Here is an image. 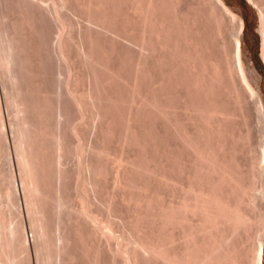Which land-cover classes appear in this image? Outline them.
Instances as JSON below:
<instances>
[{"label":"rangeland","instance_id":"1","mask_svg":"<svg viewBox=\"0 0 264 264\" xmlns=\"http://www.w3.org/2000/svg\"><path fill=\"white\" fill-rule=\"evenodd\" d=\"M136 1L138 2L136 3ZM148 1L149 0H0V30H1L0 36L2 35L1 36L3 37L2 39H5L6 41L9 39L14 45L13 46L14 49L12 51V56H11L12 62L10 61L5 66H1L0 64V117H1L0 122L2 121V124L0 123L2 126L0 127V141H1L0 147L2 151L5 152L4 154L2 152V155H0V164H1L0 165L1 166L0 167L1 169L0 211L2 210L1 211L2 215H5V217L7 218H8L7 215H9V219L12 220L11 222H14L12 223V225H15L16 227L21 226L19 227V231H18L19 233L16 234L17 238H15V241L18 238L19 239L16 242H14L16 244V247H14L15 244L13 243L14 246H12L11 248V249L16 248L17 250L15 249L13 251L11 249L9 250L13 254H15V252L17 251L18 253L17 257H19L18 260H20L18 261L19 264H28V263L29 264H39V263L40 264L41 263L42 264H51V263L52 264H162L161 260L157 259L156 257L155 259L154 256L151 254L149 255L148 252L145 253V250L143 252L141 251L143 249L139 248V246L141 247V245L139 244L140 243L139 241L141 240L140 238H146V240L147 239L151 240V241L148 240V242H152L156 238L152 243L155 242L156 244L157 242L156 240H158L157 242L158 245H160V243L162 242L160 239L164 238L165 241L167 240L169 241V244H167L168 241L166 242V244L169 245L167 246V248L168 247L173 248L172 250H174V253L175 252L179 253L182 250L181 247H183L182 246L183 237L180 235L181 236L180 238L179 234H181L182 229L184 230L185 228H188L185 227V225L189 221L182 220L183 223L186 222V224L184 223L185 225H183L182 222H176V220L180 221V216H179L180 214L177 212L176 214H174L175 211H173L174 213L171 212L170 214L168 209L176 208V206H178V203L180 204V202L182 201L181 196L185 195L184 191L187 187V185L185 184H189L188 181L190 183L191 181L198 182L197 178L201 176L200 178H198L199 181L201 180L199 183L197 184L194 182L191 183L192 185L196 184L195 187L197 186L199 187L200 183H202V179H203L202 176L206 175L207 173L206 174L204 173L205 170L197 172L199 170V166L198 164H195L197 161L193 160L194 159L193 158L194 155H192L193 151L191 148L189 149V147L185 146L186 144L183 143L184 140H182L183 137L179 136V134L182 136V133L185 134L187 133L188 135H190V133L194 132L197 126L195 125L193 126L192 124H194L195 121L190 120L185 116L184 113L186 110L182 109L185 106L181 107L184 102L186 103L190 99V97H188L189 99L186 100L188 95H185L188 94L187 92L190 91L184 88L187 87L188 84L184 86L183 85L184 83L182 84L183 80L179 82L180 80L179 79L177 81V83L179 82L182 84V86L180 85L181 87L177 85V83L175 82L176 79H178L179 77L176 73H174L175 68H173L174 65H172L174 62L172 63V61H176L178 59L180 60L181 56L185 53V49H186L185 54H187V50L188 51L191 50L189 54H191L194 49L196 50L195 48L196 46L193 45V40H194L193 38L197 39L199 35L201 37L203 36L202 37L203 39L200 36L198 38L199 40L200 39L203 40V41H199V43L201 42V45L198 43L199 46L200 47L202 46L201 48H203L205 45L206 46L204 47L205 49L203 48V51H201L202 49H200V47L197 45L198 51L200 50L197 53L199 55H194V53H192L191 54L192 58L193 56L194 57L198 56V58L201 57L199 58L200 59L199 62L202 61L201 59H203V63L207 66H209L208 64L214 66L215 62L217 61V63L219 64L218 66L217 65L215 66L218 70L217 74L222 68L219 74H221L223 78V73H224V78L222 80V78L220 77L221 75H218V78H221V80L219 79L221 82L218 79L217 81L215 80L216 82L219 81V83L222 84L221 86L219 84L218 86H216V84L214 85L213 81H211V84H209L208 83L209 81H207L209 87L206 90L209 92L198 90V94H197V92L193 90L195 92V96L193 94L192 97L194 96L197 99L193 97L195 99L193 100L194 103H192L193 98H191L190 102L192 104H196L195 101L197 102L199 100L198 101L199 103L200 97H196V95L198 96L201 95L204 98L203 100L205 101V103L207 102L206 103L207 106L209 105L211 106L213 104L214 106L218 107L219 105H217L216 103L218 104L220 103V105H222L223 108L224 107H226V109L228 108V110H226L225 108L224 110L229 112V110L231 109L230 110L231 112L233 111L236 112L235 113L236 116L235 114L233 115L235 117L232 116L235 121L230 118L231 121L233 120L232 122L231 121L220 122L221 125L220 130L224 129V132L229 135L231 134L230 132L233 130L232 131L233 133L231 135L238 136L237 138H239L240 140L239 139L237 140L236 136L234 138L231 137V135L230 137L229 135L224 136L226 134L224 133V135H222L223 130L217 131L215 129H214L215 131H217L218 133L221 132L222 134L219 133V135L216 136L213 135L212 138H210L212 135L210 133L208 134V138L212 140L214 138L215 139L220 138V135L223 136L221 140L218 139V141L220 140L224 142L225 143L224 146L225 148L226 147L227 148L225 149L226 151L224 150L223 153L222 151L224 148L220 150L217 156L219 158L222 156L220 158L221 160H223V157L226 160L232 159L231 161H229L231 165L232 163H234L232 161L238 162L236 164H238L237 166L240 167L239 168L240 172L238 167L236 168V170L240 173L241 178L245 180L246 176L249 175V173L247 174V172H249L251 169L250 165L252 160L254 159L253 156H259L258 153L260 151V143H261V139L263 138L262 137L263 133H261L262 125L260 123V118L264 116V110L262 109L261 111L255 109V105L253 104L254 99H252V97H247L246 95H245L247 97L246 99L248 100L250 98L251 101L253 100V103L250 100H248L249 103L246 101H245L246 103L242 101L243 99L241 100V98H244L245 100V97H243L240 94L239 95L242 97L239 96V99L240 102L241 101L242 102L241 104L240 102H238L239 100L235 96V94H238V90L236 91V93L234 92L235 94L233 93V91H235L234 89H236L234 88L235 85L233 87L231 85L233 79L232 77L229 76L230 75L229 72H227L228 76L226 75L225 72L226 70L224 68H226L228 62L232 63L235 62L237 59L236 51H235V43H236L235 36L237 35V32L238 34H240L239 32L241 29L240 26H238L239 21L237 20H239L241 16L244 20V28L243 30H241L242 32L240 34L242 38V48H243L242 59L244 61L243 62L244 67L247 70L250 81L254 84L256 83L259 86L264 102V58L262 53L263 52L262 29L264 28L263 27L264 10H262V7L264 8V0H253L255 4L252 3L251 0H225L226 4L228 5V7H230L231 11L235 13L234 15L235 19H233L230 16H226V14H223L224 16H221L222 12L219 9L217 10V8H215L216 14L214 12H211V10L214 11L212 0L210 1L209 0H180V1L176 0L180 2L178 3V5L180 4V7L178 5L177 6L175 5L176 3L175 0H171V1L168 0L167 1L168 4L165 3L166 0L165 1L162 0L163 3H161L162 2L161 0H157L158 2L161 1L158 4H154L156 3L155 0L152 1V4H154L155 6L157 5V7H161V6L163 7L160 8L162 10L159 9V11H161L160 16L158 15L159 19L155 14L158 12V11L155 12L157 10V7L154 8L151 6L152 9L153 8L156 9L155 11H153L154 9L153 10L150 9V7L149 10L148 9L147 10L148 11L152 10L153 13L155 12L153 15L156 16L157 22L163 19L162 20L163 25H161V27L162 28L163 26L168 27V32L166 31L167 36L169 34V29H172L173 31L171 32L170 30L171 34L174 33V30L178 27V24H180L181 22L183 23L181 24L183 25V27L188 22L191 26L193 25L192 27L191 26L189 27L193 28L196 31L198 30L196 32L193 31L191 28H190L191 31L187 29L188 35L187 32L185 31L186 33H182V37H181L180 33L183 30H186L185 28L187 26L185 25L186 26L185 28L180 29L181 25H179L180 28L179 27L178 28L180 30L178 28L176 29L179 32L176 31L177 34L175 35H179L181 39H184V36L187 35V37L185 38L186 39L185 43L187 44H188L187 38L191 37L193 40L190 41L189 39L190 43L188 45H190L192 42V45L194 46L192 50L191 49L192 47H190L192 45H190L189 48L187 49V47L185 46L188 45L184 44L185 45L183 48L184 50L179 48L180 51L183 50L182 52L179 53L180 54L183 52L184 53L178 55L180 57L178 59L176 57V60L173 58L175 54L173 56H171L170 54V57H172L174 60L169 59L170 58L169 55L168 57L166 55L168 51L167 49L169 48V46L172 45L171 44H169V46L165 45L167 46L166 47L167 51H166L165 48H163L165 42L162 41L161 38L163 37L161 35L167 29L163 28L164 31L162 32L161 28L156 27L160 22L156 25L152 23L153 21L152 19H155V17L151 14L152 11L148 12L153 16L152 18L151 15H149L152 18L151 19L152 21L151 22L149 21L150 22L149 24H151L150 25L151 28L152 25L154 24L153 27L155 26L156 29L152 28L151 30L152 32L151 31L148 32L147 29L145 28L146 27L145 24L146 25L148 24L145 22L150 19L147 14V10L144 9L145 8L144 5L147 6V4L145 3ZM150 1L148 3L149 6H150ZM170 2L173 6H176L177 8L172 7ZM172 2L175 3L173 4ZM87 7L89 9L91 8L92 10L91 9L89 10ZM138 8L141 10L139 11ZM142 8L146 10L145 11L147 14V17L145 16L147 18L145 19L146 21L145 20L143 21L142 19L144 18V15L142 14L143 12ZM173 8L176 10L174 11ZM163 9L166 10L165 13ZM177 10L179 11V15H177L176 17L178 16L181 17L180 23H178V18L175 19ZM180 10L182 12V15L180 14L181 13ZM202 10L204 11L201 12ZM219 12H221V15ZM203 13L204 14L207 13V14L204 15ZM213 14L216 15L215 18ZM162 15L166 19H164ZM210 15L213 19L210 17ZM194 19H196L198 23L196 20L194 21ZM111 21L113 24L111 23ZM216 21L218 23L217 24L218 26L215 23ZM190 22L192 23L194 22L195 24H192ZM195 26L197 28H194ZM153 29H155L154 31L159 30V32L157 33L159 35L154 34ZM160 31L162 32V34H160ZM192 31L193 33H190ZM142 34L144 36H142ZM147 34L149 35L152 34L151 36L153 38L151 40L153 41H151L148 38L149 35L146 36ZM183 34L185 35L183 36ZM191 34L194 36L192 37ZM128 35L131 36L130 39ZM153 35L159 36L160 39L154 37ZM141 36L142 39L144 37V40H142L143 43H140V45L143 44L142 47L139 46V44L136 45L134 43V40L141 39ZM169 36L168 39L174 41V39L169 38ZM173 36L174 35L172 34L171 37ZM164 37L166 39V36ZM146 38L151 41V43L150 42L147 43L148 44L150 43L152 45L151 47V45L149 44L150 46L149 48H152L151 49L152 51L154 45H155V49H158L157 52L154 49L153 51L155 52L154 55L150 49L148 50L147 46L146 47L144 46V43L146 42L145 41ZM156 39H157V43L159 40L158 46L155 42ZM178 39L181 40L180 38ZM198 39L194 40V43H196L195 41H198ZM176 40L174 42L179 43V41ZM161 41L163 42L162 49L159 48V46L162 44ZM139 42L141 41L138 40V43ZM176 45L178 46L179 44ZM176 45H174V47H177ZM180 45H182V43ZM140 47L141 48L145 47L146 49L144 48L141 49ZM171 48H169V51ZM163 49L165 50L166 54L164 53ZM172 49H171V53L172 54L176 53L175 50L174 52H172L173 51ZM175 49L178 52V49L177 48ZM195 50L193 52H195ZM230 50L231 52H228ZM149 51H151L152 54L149 53ZM226 51L230 53L229 56L231 55L230 56L232 58L231 61L229 60L227 62L228 59L226 58L227 56H225L227 53ZM202 52H204L203 58H202ZM87 53L88 55L90 53H91L90 55L95 53L94 55L91 56L92 59L95 58L94 61H91L92 59H90ZM208 53L211 56L209 55L208 56L209 58L204 59L206 58L205 54L208 55ZM162 54L163 56H161ZM164 54H165V59L168 60L164 59ZM185 54L183 56H185ZM232 55L234 56L232 57ZM159 56L161 59H159ZM189 56L188 57L185 56L186 58H188V61L191 58ZM210 57L213 61L216 60L214 62V65L213 62H209ZM192 58L191 61H189V64L184 65L183 68H185V66L190 67L189 65L195 64L193 62H196L198 60V58L195 57L196 60L194 58L195 61H192ZM87 59H90V61ZM184 59L185 58H183L182 61L183 64L184 62H186V59L185 60ZM233 59L235 61H233ZM27 60L29 61L27 62ZM178 61H176L175 63H178ZM206 61L208 62V64H206ZM138 62L140 65L138 64ZM182 63L180 65H183ZM237 63L238 62H235L236 65L234 63L232 64V66L235 65L233 66L234 69L233 73L234 71L236 73L233 74L234 77H236V75H238L237 73H239V75L236 78L241 76L240 74L241 72L239 67H237L238 66ZM219 66L221 68H218ZM133 68H135V70ZM179 68L182 69L180 70L182 71L181 73H184V71L188 72L186 70L188 68L184 69L183 71L182 66L178 68L176 67V69L178 70ZM190 71H192V69L189 70V72ZM193 71L190 73H193ZM112 74L114 76H112ZM171 74L174 75L171 76ZM180 74L179 76H181V78L184 80L185 77L189 75L188 73H186L185 77L183 75L184 77L183 78L182 75ZM176 75L178 78H176ZM167 76H169L170 79L172 78V80L168 78L169 79L168 83L167 80H165L167 79ZM229 77L231 78L232 81H230ZM188 78L187 80H185L186 81L185 83H187V81L191 79ZM236 78L235 80H237ZM123 80L126 82H124ZM238 80L236 84L238 83L240 84V81L242 82L241 77H239ZM188 83L189 86H191L190 85L191 83L189 81ZM212 83L213 86H215V92H214L215 94L212 91L214 90L213 86H211ZM222 86L225 89L227 86L228 89L227 92L230 89H233V91L230 90V92H228V94L231 93L232 95L231 94L227 95V92L224 91L225 89H223ZM211 87L212 89H210ZM188 89H190V87H188ZM192 89L193 88H191L190 94L192 93ZM137 92L138 94H136ZM211 93H213L212 95L214 96H212ZM211 96L213 98L216 96L215 100H217L218 102L216 101L215 103H213V101L215 100L211 99ZM183 98L185 99V101ZM203 100L201 99L202 103ZM209 101L212 102V104ZM190 102H187L184 105H187L188 103L190 104ZM243 102L246 105H244ZM236 103H239L238 106L239 105L241 106L238 107ZM162 104L165 105V108H167V110L165 109L164 111ZM166 105L170 106L169 111L171 113L175 111L174 114L170 116L171 118L173 117L172 119H174L175 121L172 119L170 120L167 117L169 115L167 113L168 107ZM202 105L205 107V104ZM155 106L158 108L156 109ZM189 106H191V104ZM222 106H220L219 109H221ZM145 108L147 111L145 110ZM172 108H174V110ZM159 109L160 110L163 109V110L160 111ZM171 109L173 110V112L171 111ZM158 110L162 113L164 111L165 114L163 115L162 113L158 112ZM259 111H261V113ZM258 112L260 115L258 114ZM161 114L162 117H159L161 116ZM166 114H167L166 116L167 119L165 117ZM185 117L190 122L184 120ZM258 117L260 118L258 119ZM168 119L170 123L169 121H166ZM198 119L200 120V118H197V121L199 122ZM172 121L173 122L177 121L178 124L176 122L174 125ZM192 121L193 123L191 124ZM180 123L184 125V127ZM210 123L209 125L211 126L212 123L211 124ZM200 124L201 122H199L198 124L199 127L201 128L200 131L202 133L200 135L204 137L202 138V136L198 134L200 133V131L199 132L196 131L198 127L195 130L197 135L194 136L192 134L193 136L192 135L190 136L192 138L195 137L197 139L196 140L194 138L196 140V143L198 142L197 137L199 136L201 137L202 143L201 140H199V142L197 143L199 146L202 147L204 145L206 147L207 145L209 146L210 144L211 147V144L217 140L214 139V141L212 142L211 140L209 141L207 139L206 141L210 143L209 144L206 143L207 144L206 145L205 144L206 141L204 139L207 138L206 135L207 133H205L203 129L205 126L206 127L205 131L209 133L210 129L209 130L207 129L210 128V126L208 125L207 128V124L206 125L201 124L203 126L202 129V126H200ZM216 125L217 124H215V126ZM175 126L176 128H174ZM182 128L184 129V131ZM189 129L191 130V132ZM228 129L230 132L228 131ZM211 130L213 131V128H211ZM215 131L212 133L217 134ZM34 132H36L37 134H35ZM38 137L40 138L38 139ZM20 139L21 140L24 139L25 141L22 140L23 142L21 141L19 142ZM203 140L205 142H203ZM38 142L40 143V145ZM18 143H20L19 145L24 146V147L22 146L23 148L20 146V152L23 151V155L24 154L28 155V153H30L29 154L31 155L30 157L26 155L25 156L27 158L28 157L31 158L33 155V160L35 161L36 159V161H38V162L36 161L33 162L34 164L39 163L38 166L40 165L39 166L40 172L37 171L38 170L37 165H35L37 166L36 167L37 169L34 168V165H32L33 163L30 164L32 165L33 168L29 166V162L31 159L27 160L26 157L24 159V156L22 155L20 156V154L22 153L18 152L19 150L17 149ZM199 143L202 145H200ZM212 145H214V143ZM215 146L217 147V145ZM215 146H213V148ZM254 148L256 151L254 150ZM229 153L231 156L228 155ZM39 156H41L42 158ZM20 160H22V163ZM39 160L41 161V163ZM23 161L24 162L27 161L28 163L26 170L27 168L30 167L31 170L35 169L34 172L36 173L31 171L29 168L30 172L27 170V172L25 171L26 173L24 175L23 174L24 172L22 173L23 169H21V166L23 167L26 164ZM193 164L197 165L196 166L198 168L197 170H194ZM44 165L46 166L45 169H44ZM40 167L43 169H40ZM235 167L236 165H234V168ZM139 168L140 169L142 168L141 172ZM144 168H146L147 170L149 169L148 172ZM41 170L42 171L44 170V172H42ZM193 171L194 173L196 172L197 174H199L200 172L204 174L200 173L199 174L200 176L197 175L196 177V173L194 174ZM28 172H29L30 180L29 179L27 180L29 181L35 180L33 176L34 174L35 176H37L36 174L37 172H39L38 174L40 175V177L39 178L35 177V178L37 179V182L41 180L40 182H38V185L42 182L43 183V184L41 183L42 187L36 185L37 182L35 184V181L33 185L35 184L39 188H44L43 191L47 194L46 195L44 193V196L45 195L47 196L46 199L47 204H44L45 207H42L45 209V211L41 212L43 213L42 216L44 217L41 216L38 217L41 213L37 214L38 209L40 208H37L36 199H38L39 197L38 198L35 197L37 194L34 196V198H36L35 205L37 208V213H36L37 216L34 214L35 217L34 216L33 217L34 218L38 217L43 219V220L36 219V224L34 223L35 225L32 223L31 220L32 217L28 210L29 209L27 204L28 201H26L27 197L24 195L25 193L22 190V184H21V181L23 179L21 177L23 175L24 177L28 176L27 175ZM241 172L244 173L245 178L244 175L241 174ZM32 173H34L33 176ZM260 175L259 174L256 175L257 193H258V189L260 190L264 183L263 182L264 176L262 174ZM192 176L193 178L194 177L195 178L193 179ZM207 176L210 177L211 175H207ZM257 176L260 177L257 178ZM209 180L207 179V182L209 183H207L206 181L205 182L207 186L211 187V185L209 184H211L213 180L212 179H211L212 181ZM205 182L203 179V183ZM206 185L202 186L203 190H206L205 187ZM183 187H184V191L182 190ZM7 190L8 192L9 191L10 192L7 193ZM136 193H138V195ZM9 195L11 196V198ZM132 197H134L135 200ZM256 201L258 203L257 204L258 210H255V212L256 215L260 214L259 216H261L262 218V225H263L264 199H261L259 197ZM170 204L171 207H169ZM164 208L167 211L164 210ZM160 209L161 211L163 210L164 213L167 212L169 213L166 214L167 217L170 216L169 220L166 217V220H168L169 222L168 221L165 222L166 221L164 219L165 216H162L163 211L161 215L159 214ZM82 210L84 213H82ZM4 211L7 212L5 213ZM155 211H157L158 215L160 216H158ZM174 215L178 216L179 219L176 218ZM171 218L172 221L175 220L173 221L175 223L170 222ZM180 223L184 226V228ZM186 230L187 229H185V231ZM178 237L180 238V240L181 239L182 240L178 241ZM240 237H241L240 239H238L237 237L236 240L238 239V241L240 240L242 241L243 239H245L246 234L243 233ZM137 238L140 240L137 241ZM238 241L237 243L239 248L240 244ZM20 242L23 243V245L25 244L24 247L22 246L23 247L22 250L20 248L21 245ZM180 242L182 243L180 244ZM41 247L43 248L45 247V248L43 249ZM242 247L243 248H241L240 245L239 249L242 250L240 252L241 254L244 253L242 254V256L245 257L246 244L243 245ZM163 248H165L164 245ZM169 248L167 250H171ZM169 252H173V251H169ZM43 253L44 255H42ZM40 256H42L43 258ZM49 258H51L50 259L51 261L49 260ZM2 262H0V264H2Z\"/></svg>","mask_w":264,"mask_h":264},{"label":"bare ground","instance_id":"2","mask_svg":"<svg viewBox=\"0 0 264 264\" xmlns=\"http://www.w3.org/2000/svg\"><path fill=\"white\" fill-rule=\"evenodd\" d=\"M150 1V0H149ZM149 1L148 2H146L145 4H147V6L146 5H144L145 6V8L144 9H148L149 10V7H150V9H152V7H154V8H156L157 7V5L155 6L154 4H158L159 2H161V1H157V0H155L156 1V3H154V4H152V1H154V0H151L150 1V6L148 5V3H149ZM165 1V0H164ZM167 1L168 0H166L165 1V3H167ZM169 1H171V0H169ZM176 1V0H175ZM180 1V0H179ZM210 1V0H209ZM252 1V3H254L255 4V2L253 1V0H251ZM16 2V1H15ZM26 2V1H25ZM138 1H136V3H137ZM205 2H207V1H205ZM204 2V3H205ZM17 3H18V1H17ZM90 3V2H89ZM133 3H135V2H133ZM143 3V2H142ZM161 3H163V1L161 2ZM173 4L175 3V2H172ZM177 3V4H176ZM176 3H175V5L177 6L178 5V3H180V2H178V1H176ZM183 3H185V2H183ZM212 5L214 6V8H213V6H212V8H213V10L214 11H212L211 10V12H216L215 11V8H217V10L219 9V10H221V12H222V15H221V12H219L220 13V15L221 16H224L223 14H226V16H230V17H232L233 19H235L234 18V15H235V13H233L232 11H231V9H230V7H228V5L226 4V2H225V0H212ZM29 4V3H28ZM101 4V3H100ZM168 4V3H167ZM170 4H171V2H170ZM210 4H211V2H210ZM262 4V3H261ZM98 5V4H97ZM133 5V4H132ZM143 5V4H142ZM159 5H162V4H159ZM165 5V4H164ZM163 5V6H164ZM172 5V4H171ZM188 5V4H187ZM191 5V4H190ZM196 5H197V3H196ZM199 5V4H198ZM136 6V5H135ZM141 6V5H140ZM152 6V7H151ZM170 6V5H169ZM176 6H173L172 5V7H176ZM179 7H180V4L178 5ZM183 6V5H182ZM260 6V5H259ZM23 7V6H22ZM143 7V6H142ZM147 7V8H146ZM162 7V6H161ZM161 7H157V10L156 9H152L153 11H155V12H157V13H155L156 15H157V18L159 19V17H158V15L160 16V13H161V11H159V9L161 8ZM179 7H178V9H179ZM190 7V6H189ZM88 8V7H87ZM93 8H95V7H93ZM97 8V7H96ZM137 8V7H136ZM163 8V7H162ZM169 8V7H168ZM173 8V9H174ZM177 8V7H176ZM193 8V7H192ZM200 8V7H199ZM211 8V7H210ZM211 8V9H212ZM89 9V8H88ZM91 9V8H90ZM89 9V10H90ZM100 9V8H99ZM139 9V8H138ZM138 9H136V10H138ZM143 9V8H142ZM143 9V12H142V14L144 15V18H142L143 19V21L145 20V19H147L146 17H147V14H148V16L149 15H153L154 13H153V11L151 12V11H148L147 10V14H146V10H144ZM209 9V8H208ZM92 10V9H91ZM134 10H135V8H134ZM141 9H139V11H140ZM160 10H162V9H160ZM164 10V13H165V9H163ZM176 9H174V11H175ZM193 10V9H192ZM200 10V9H199ZM206 10H207V8H206ZM261 10V9H260ZM262 10H264V8L262 7ZM168 11V10H167ZM188 11V10H187ZM186 11V12H187ZM204 10H202L201 12H203ZM209 11V10H208ZM98 12V11H97ZM101 12V11H100ZM136 12V11H135ZM148 12H151V14L150 13H148ZM172 12V11H171ZM180 12H181V10H180ZM186 12H184V13H186ZM195 12V11H194ZM206 12V11H205ZM210 12V13H211ZM262 12V11H261ZM90 13V12H89ZM94 13V12H93ZM168 13V12H167ZM189 13H190V11H189ZM200 13V12H199ZM209 13V14H210ZM142 14H141V16H142ZM146 14V15H145ZM163 14V13H162ZM176 14V13H175ZM181 15H182V12L180 13ZM191 14H193V13H191ZM204 14V13H203ZM207 14V13H206ZM206 14H204V15H206ZM216 14V13H215ZM218 14V13H217ZM151 15V17L153 18V16L155 17V19H152L150 16H149V20H145L146 22L145 23H148L147 25L145 24V28L147 29V31L149 32V31H151L152 30V28H155L156 29V27H159V28H161V31L163 32L164 30H163V28L164 29H167V30H165V32L163 33L164 34V36H166V39H168V36H169V38H172V39H174V41L177 39L178 41H179V43L177 42H174L173 40H171V43H170V40L168 39V40H166L165 39V37L163 36V34H162V32L160 31V34H162L161 36L163 37V38H161L162 39V41H164L165 43H164V47L163 48H165V50L167 49L166 47L167 46H165V45H168L169 46V44H171L172 46H169V48H174V49H172L173 51L172 52H174V50H175V52L176 53H171V49H170V51H169V48L166 50L167 51V54H166V52H165V50H164V53L167 55V57H168V55H169V57H170V54H171V56H173L174 54V59L176 60V57H177V59L180 57V56H178V55H181V54H183V53H179V52H182L184 49V46L185 45H188L190 42H189V39H190V41H192L193 39L194 40H197L198 38H199V36L197 37V39L196 38H191V37H189V38H187L188 40H187V42H188V44L187 43H185L186 41V37H187V35H188V31H187V29L189 30V31H191L190 30V28L193 26H191L188 22V24L186 23V21H185V25L187 26V27H189V26H191V27H189V28H187L185 25H184V27H183V25H181V24H183L182 22L180 23V21H181V17L180 16H178V17H176L177 15H179V11L177 10V14L175 15V19L176 18H178V23H180V24H178V27L180 28V26L179 25H181V28L180 29H182V28H185L186 30H181L182 32L180 33L181 35V37H182V33H186L187 32V35L186 36H184L185 34H183V36H184V39H181V37H179V35H175V34H177L176 33V31H178V30H176L175 28V30H174V33H172L174 36L173 37H171L172 36V34H171V32H173L172 31V29H169V34H168V36L166 35L167 34V32H168V27L167 26H165V27H167V28H165L164 26H163V28L161 27V25H163V22H162V20L161 21H159V22H157V18H156V16L155 15H153L152 16ZM171 15V14H170ZM186 15V14H185ZM188 15V14H187ZM237 15V14H236ZM98 16V15H97ZM146 16V17H145ZM163 16V15H162ZM201 16V15H200ZM199 16V17H200ZM213 16H214V18H215V16L216 15H214L213 14ZM225 16V17H226ZM108 17V16H107ZM179 17H180V20H179ZM192 17V16H191ZM210 17H211V15H210ZM236 17V16H235ZM89 18V17H88ZM163 18H164V16H163ZM193 18V17H192ZM212 18V17H211ZM238 18H239V16H238ZM141 19V20H142ZM153 21H152V20ZM164 19H166V18H164ZM187 19V18H186ZM213 19V18H212ZM227 19V18H226ZM237 19V18H236ZM189 20V19H188ZM196 19H194V21H195ZM205 20V19H204ZM203 20V21H204ZM218 20H220V19H218ZM222 20V19H221ZM232 20V19H231ZM98 21V20H97ZM152 21V23H154L155 25L156 24H158V26H154L153 27V25H152V28H151V24H149L150 22ZM155 21V22H154ZM166 21V20H165ZM177 21V20H176ZM197 21V20H196ZM211 21V20H210ZM215 21V20H214ZM223 21V20H222ZM237 21H239V25L238 26H240V29L241 30H243V28H244V20H243V18L240 16V18H239V20H237ZM96 22V21H95ZM101 22H103V21H101ZM161 22H162V24H161ZM12 23V22H11ZM111 23H112V21H111ZM174 23V22H173ZM176 23V22H175ZM190 23H192V22H190ZM197 23H198V21H197ZM214 23V22H213ZM216 23V25L218 24L217 23V21L215 22ZM219 23H221V22H219ZM225 23V22H224ZM227 23V22H226ZM238 23V22H237ZM18 24V23H17ZM113 24V23H112ZM169 24V23H168ZM177 24V23H176ZM175 24V25H176ZM192 24H195L194 22L192 23ZM223 24V23H222ZM125 25V24H124ZM171 25H172V23H171ZM220 25V24H219ZM105 26V25H104ZM109 26V25H108ZM148 26H149V28H151V29H149L148 28ZM170 26V25H169ZM202 26V25H201ZM204 26V25H203ZM218 26V25H217ZM115 27V26H114ZM124 27V26H123ZM143 27V28H144ZM216 27V26H215ZM224 27V26H223ZM263 27H264V25H263ZM178 28V29H179ZM194 28H197L196 26L194 27ZM205 28V27H204ZM217 28V27H216ZM16 29H17V27H16ZM107 29V28H106ZM149 29V30H148ZM155 29H153V33L154 34H157L158 32H159V30H157V31H154ZM179 29V30H180ZM193 31H196V30H194L193 28H191ZM220 29H222V28H220ZM226 29V28H225ZM224 29V30H225ZM227 29H228V27H227ZM226 29V30H227ZM240 29H238V30H240ZM125 30V29H124ZM143 30V29H142ZM170 30H171V32H170ZM205 30H207V29H205ZM231 30V29H230ZM240 30V34H241V31ZM109 31V30H108ZM167 31V32H166ZM186 31V32H185ZM193 31L192 32H190V33H193ZM198 31V30H197ZM196 31V32H197ZM0 32H1V30H0ZM142 32V31H141ZM152 32V31H151ZM150 32V33H151ZM179 32V31H178ZM113 33V32H112ZM133 33V32H132ZM144 33H145V31H144ZM143 33V34H144ZM147 33V32H146ZM152 33V34H153ZM222 33H223V31H222ZM224 33H226V32H224ZM142 34V36H144ZM152 34H147L146 36H148V38L151 40L153 37L151 36ZM179 34V33H178ZM198 34V33H197ZM220 34V33H219ZM234 34H236V33H234ZM240 34H238V32H237V35L235 36V41H236V43H235V51H236V61L233 59V61H235V62H238L237 64H238V66L237 67H239V69H240V74H241V76H239V77H241V79H242V82L240 81V84L238 83V84H236L237 83V80H238V78H236L238 75H239V73H237L238 75H236V77H234V73H235V71H234V73H233V66H235L236 64H235V62H232V63H230V62H228L229 60L231 61V55L229 56V54L230 53H228V52H231V50L230 51H226L227 53H226V55L225 56H227L226 58L228 59H226L227 60V66H226V68H224L225 70V72H226V75L228 76V73L227 72H229L230 73V77H232V79H233V81L231 80V78H230V81H232L233 82V84H232V82H231V85H232V87L234 86V88H236V89H234L235 91H233V89H230V90H232L233 91V93L235 92L236 93V91L238 90V94H235V96H236V98H238V100H236V101H238V102H240V99H239V96L240 95H242L243 97H245V100H244V98H241V100L242 101H246V102H248V100H250V98L247 100L246 98L247 97H252V99H254V103H253V100L251 101L254 105H255V109H257V110H261L262 111V109L264 110V102H263V98H262V93H261V91H260V88H259V86L255 83H252L251 81H250V78H249V76H248V73H247V70L245 69V67H244V61H243V59H242V53H243V48H242V38H241V36H240ZM132 35V34H131ZM157 35H159V34H157ZM192 35V34H191ZM203 35V34H202ZM209 35V34H208ZM262 35H263V42H262V44H263V58H264V28L262 29ZM2 36V35H1ZM0 36V64H1V66H5V65H7L10 61H11V56H12V51H13V43L8 39L7 41L5 40V39H2L3 37H1ZM13 36H15V35H13ZM20 36H22V35H20ZM124 36H126V35H124ZM142 36H141V39H138L139 41H141V42H139L138 43V40L137 39H135V40H137V41H135L134 40V43L136 44V45H138L139 44V46H141L142 47V45L143 44H141L140 45V43H143L142 42V40H144V37H143V39H142ZM154 36V35H153ZM160 36V37H161ZM175 36H177V37H175ZM194 35H192V37H193ZM207 36V35H206ZM128 37H129V39L131 38V36H129L128 35ZM137 37V36H136ZM154 37H157L158 39H160L159 38V36H154ZM196 37V36H195ZM201 37V36H200ZM203 37V36H202ZM201 37V38H202ZM176 38V39H175ZM178 38H180L181 40H179ZM228 38H230V37H228ZM11 39V38H10ZM117 39V38H116ZM149 39H145V43H144V46L146 47H148V50L150 49H152V48H149L150 46H149V44L151 43V41H153V40H149ZM163 39H165V40H163ZM203 39V38H202ZM202 39H198V41H195L196 43H194V40H193V45L194 46H196L195 48H196V50H195V52H193L194 50H193V48H194V46L192 45V42H191V44L190 45H192V46H190V45H188V46H185V47H187V49L189 48V46L190 47H192L191 49L193 50L192 51V53H194V55H199V54H197L199 51H198V47H197V45L199 46V44L201 45V42L199 43V41H203ZM206 39V38H205ZM224 39H225V37H224ZM4 40V41H3ZM147 40H149V41H147ZM176 40V41H177ZM184 42H183V41ZM130 41H133V40H130ZM161 41V45L159 46V48H161L162 49V45H163V42ZM168 41V42H167ZM172 41H173V43H172ZM180 41H182V42H180ZM205 41V40H204ZM228 41V40H227ZM137 42V43H136ZM147 42H150L149 44L147 43ZM156 44H157V46L159 45V40H158V43H157V39H156ZM226 42V41H225ZM147 43V44H146ZM153 43V42H152ZM168 43V44H167ZM181 44L182 43V45H180V46H182V47H180L179 45V47L176 45V44ZM199 43V44H198ZM207 43V42H206ZM185 44V45H184ZM196 44V45H195ZM205 44V43H204ZM203 44V45H204ZM231 44V43H230ZM133 45V44H132ZM151 45V44H150ZM174 45H176L177 47H174ZM226 45V44H225ZM127 46H129V45H127ZM131 46V45H130ZM206 46V45H205ZM204 46V47H205ZM231 46V45H230ZM140 47V48H141ZM145 47H143L144 49H146ZM151 47H152V45H151ZM200 47V46H199ZM202 47V46H201ZM200 47V49H202L201 51H203V48H201ZM18 48H20V47H18ZM90 48V47H89ZM143 48H141V49H143ZM175 48H177L178 49V52L176 51V49ZM179 48H181V49H183L182 51H180V49ZM208 48V47H207ZM228 48H229V46H228ZM141 49H139V50H141ZM154 49H155V45H154V48H153V51H154ZM205 49V48H204ZM19 50V49H18ZM157 50L158 49H155V51L157 52ZM190 50V49H189ZM95 51H97V50H95ZM101 51V50H100ZM152 51V50H151ZM151 51H149V53H151L152 54V52ZM191 51V50H190ZM190 51H188L187 50V54H188V56L189 57H191L192 58V56H191V54H189V52ZM223 51V50H222ZM234 51V50H233ZM85 52V51H84ZM144 52V51H143ZM207 52H209V51H207ZM23 53V52H22ZM146 53V52H145ZM154 53L155 52H153V55H154ZM169 53V54H168ZM179 53V54H178ZM185 53H186V49H185ZM184 53V54H185ZM196 53V54H195ZM203 53L204 52H202V58H203ZM211 53V52H210ZM225 53V52H224ZM91 54V53H90ZM88 55V53H87V55L90 57V59H92V55H94V54H92V55ZM159 54V53H158ZM165 54H164V59H165ZM183 54V55H184ZM187 54H185V56L186 57H188L187 56ZM26 55V54H25ZM142 55H143V53H142ZM181 56V58H180V60L178 61V60H176V61H178V63H175L176 61H172V65H174V67L173 68H175V72L174 73H176L177 75H178V77H177V75H176V78H178V79H176V83H177V81L179 80V82L180 81H182L183 80V82H182V84L184 85V86H186V84H188L187 85V87H184L185 89H187V90H189L190 92H191V88H193L192 89V93L190 94V92H187L188 94H185V95H188L187 96V98H186V100L187 99H189L188 97H190V99L187 101V102H190V100H191V98H193L194 96H195V92L193 91V90H195L196 92H197V94H198V90H202V91H206V92H209V91H207L206 89L209 87V84H211V81H213L214 82V85L216 84V86H218V84L221 86L222 84L221 83H219V81L221 80V78H222V75L221 74H219L220 73V71L222 70V68L219 66L218 68H221V70L218 72V74H217V68L215 67L216 65L218 66L219 64L217 63V61L215 60V58H214V60L216 61H213L212 59H211V57H210V61L209 62H213V65H214V62H215V65L214 66H211L210 64H208V62L206 61V64H208L209 66H207V65H205L204 63H203V59H201L202 61H200L199 62V58H201V57H199L198 58V56H195L196 58H198V60L196 61V62H193V63H195V64H191V62H190V64L191 65H189L190 67H188V66H185V68H183L184 67V65H187V64H189V61H191V58H190V60L188 61V58H186L185 56ZM201 55V54H200ZM207 54H205V57L206 58H204V59H207V58H209L208 56L210 55L209 53H208V55L206 56ZM220 55V54H219ZM222 55V54H221ZM20 56V55H19ZM161 56H163V54L161 55ZM211 56V55H210ZM224 56V57H225ZM234 55H232V57H233ZM84 57H85V55H84ZM87 57V56H86ZM194 56H193V58H192V61H195L196 60V58H195ZM223 57V56H222ZM19 58V57H18ZM88 58V57H87ZM152 58V57H151ZM172 57H170L169 59H172V60H174ZM183 58H185L186 59V62H184V64L182 63V61H183ZM194 58H195V60H194ZM213 58V57H212ZM12 59H13V57H12ZM22 59V58H21ZM90 59H87V60H89L90 61ZM94 59L95 58H93L91 61H94ZM103 59V58H102ZM153 59V58H152ZM159 59H161L160 58V56H159ZM184 59V60H185ZM221 59V58H220ZM108 60V59H107ZM162 60H163V58H162ZM165 60H168V59H165ZM164 60V61H165ZM225 60V59H224ZM29 60H27V62H28ZM155 61V60H154ZM181 61V62H180ZM12 62V61H11ZM23 62V61H22ZM88 62V61H87ZM101 62V61H100ZM168 62V61H167ZM171 62V61H170ZM205 62V61H204ZM222 62V61H221ZM21 63V62H20ZM90 63V62H89ZM158 63V62H157ZM156 63V64H157ZM183 64V65H180V64ZM235 64V65H233L232 66V64ZM92 64H94V63H92ZM98 64V63H97ZM96 64V65H97ZM138 64H139V62H138ZM153 64V63H152ZM165 64V63H164ZM100 65V64H99ZM133 65V64H132ZM140 65V64H139ZM169 65V64H168ZM194 67H193V66ZM138 66V65H137ZM156 66V65H155ZM163 66V65H162ZM182 66V68H183V71H184V69H186V68H188V69H186L188 72H186V71H184V73H181L182 71H180V70H182V69H180L179 68V70L178 69H176V67L178 68V67H181ZM107 67V66H106ZM135 67V66H134ZM192 67V68H191ZM196 67V68H195ZM198 67V68H197ZM100 68V67H99ZM172 68V67H171ZM172 68V69H173ZM190 68V69H189ZM196 70H195V69ZM134 70H135V68H133ZM192 69V71H193V73H190V72H192V71H190L189 72V70H191ZM239 69H238V71H239ZM168 70V69H167ZM174 70V69H173ZM228 70V71H227ZM237 70V69H236ZM103 71V70H102ZM137 71V70H136ZM170 71H172V70H170ZM6 72V71H5ZM181 74H180V73ZM100 73V72H99ZM180 75H182V77H183V75H184V77H185V75H186V73H190L191 74V76H190V74L189 75H187L186 77H185V80H187V78H188V76H189V78L188 79H190V80H188L191 84V86H189V83H188V81H187V83H185L186 81L184 80V79H182L181 78V76H179V74ZM222 73H223V71H222ZM108 74H109V72H108ZM119 74V73H118ZM167 74V73H166ZM236 74V73H235ZM111 75V74H110ZM172 75H174V74H171V76ZM218 75H221L220 77L221 78H218ZM107 76H109V75H107ZM112 76H114L113 74H112ZM120 76V75H119ZM118 76V77H119ZM226 76V77H227ZM102 77H103V75H102ZM164 77V76H163ZM183 77V78H184ZM100 78V77H99ZM169 78V76H167V79H165V80H167V83H168V80L170 79H168ZM223 78H224V73H223ZM223 78H222V80H223ZM228 78V77H227ZM235 78L237 79V80H235ZM120 79V78H119ZM217 79L219 80L218 82H216L217 81ZM109 80V79H108ZM164 80V79H163ZM170 80H172V78L170 79ZM174 80H175V78H174ZM191 80H192V82H191ZM216 80V81H215ZM225 80V79H224ZM97 81H98V79H97ZM120 81V80H119ZM124 81V80H123ZM207 81H209L208 83H207ZM227 81V80H226ZM239 81V80H238ZM124 82H126V81H124ZM162 82V81H161ZM166 82V81H165ZM178 82V83H179ZM221 82V81H220ZM255 82V81H254ZM100 83V82H99ZM177 83V85H181L182 86V84L181 83H179L178 84ZM104 84V83H103ZM170 84H171V82H170ZM169 84V85H170ZM101 85V84H100ZM208 85V86H207ZM239 85V86H238ZM180 86V87H181ZM211 86H213V83H212V85ZM219 86V87H220ZM159 87V86H158ZM170 87V86H169ZM182 87V88H183ZM188 87H190V89H188ZM223 87V86H222ZM231 87V86H230ZM213 88H214V90H212L213 91V93L215 92V86H213ZM217 88V87H216ZM96 89H97V87H96ZM95 89V90H96ZM169 89H172V88H169ZM210 89H212V87L210 88ZM219 89H221V88H219ZM223 89H225L224 87H223ZM182 90V89H181ZM227 86H226V89L224 90V91H226L227 92ZM230 90L228 91V92H230ZM101 91V90H100ZM132 91V90H131ZM137 91V90H136ZM140 91V90H139ZM160 91H161V89H160ZM186 91V90H185ZM211 91V90H210ZM211 91V92H212ZM163 92V91H162ZM220 92V91H219ZM228 92H227V95H230V94H228ZM213 93H211V95L213 94ZM136 94H138V92L136 93ZM164 94V93H163ZM183 94V93H182ZM194 94V96L192 97V95ZM210 94V93H209ZM215 94V93H214ZM225 94V93H224ZM240 94V95H239ZM130 95V94H129ZM218 95V94H217ZM226 95V96H227ZM232 95V94H231ZM238 95V96H237ZM247 97H246V96ZM133 96V95H132ZM139 96V95H138ZM179 96V95H178ZM212 96H214V95H212ZM211 96V99H214L215 100V97L213 98ZM222 96V95H221ZM242 96H240V97H242ZM112 97V96H111ZM164 97V96H163ZM182 97V96H181ZM184 97V96H183ZM196 97H200L199 99H200V102L198 103V101L196 102L195 101V103L196 104H192V103H194V101L193 100H195V99H197V98H193L192 99V103L190 102V104H191V106H189L188 104L187 105H184V104H186L185 102L183 103V105L181 106V107H183V106H185V107H183L182 109H184V110H186L185 111V116L188 118V119H190V120H193V121H195V123L194 124H192L193 123V121L191 122V124L194 126H197L198 127V129L196 130V128H195V130L196 131H200L201 130V128L199 127V122H201V124L202 125H206L207 124V128H208V125H209V123L211 124V126H210V128H208L207 130H209L210 129V131H209V133L208 132H206L205 130H206V127L204 126V129H203V126L200 124V126H202V129L204 130V132L205 133H207L206 135H207V138H205L204 140L206 141L207 139L210 141L211 139L210 138H212V136L214 135V136H216V135H219V133L220 134H222L221 132H217V131H222L223 130V134L222 135H224V129H222V130H220V127H221V125H220V122H230L231 120H230V118L231 119H233L234 120V118L233 117H235L236 116V112H231L230 110H229V112L228 111H226V110H228V108L226 109V107H224L226 110H224V108H223V106L222 105H220V103L218 104V103H216L217 105H219L218 107H216V106H214L213 104H212V102H210L212 105L210 106H207V102L205 103V101L203 100L204 98L201 96V95H196ZM202 97V98H201ZM204 97H206V96H204ZM254 97V98H253ZM108 98V97H107ZM106 98V99H107ZM129 98V97H128ZM145 98V97H144ZM175 98V97H174ZM45 99V98H44ZM105 99V100H106ZM136 99V98H135ZM142 99V98H141ZM146 99H147V97H146ZM184 99V98H183ZM201 99L203 100V103H202V101H201ZM234 99H235V97H234ZM99 100H100V98H99ZM102 100V99H101ZM137 100V99H136ZM162 100V99H161ZM160 100V101H161ZM206 100V99H205ZM222 100V99H221ZM231 100V99H230ZM42 101V100H41ZM126 101V100H125ZM130 101V100H129ZM155 101V100H154ZM153 101V102H154ZM168 101V100H167ZM166 101V102H167ZM184 101H185V99H184ZM217 100H215V101H213V103H215ZM224 101V100H223ZM235 101V100H234ZM233 101V102H234ZM241 101V102H242ZM102 102V101H101ZM112 102H115V101H112ZM120 102V101H119ZM146 102H147V100H146ZM208 102V103H209ZM218 102V101H217ZM231 102V101H230ZM241 102H240V104H241ZM243 102V103H244ZM245 102V103H246ZM38 103V102H37ZM104 103V102H103ZM111 103V102H110ZM179 103V102H178ZM209 103V104H210ZM225 103V102H224ZM242 103V104H243ZM244 103V105H246ZM249 103V102H248ZM97 104H99V103H97ZM101 104V103H100ZM113 104V103H112ZM150 104V103H149ZM153 104V103H152ZM151 104V105H152ZM155 104H157V103H155ZM167 104V103H166ZM176 104V103H175ZM182 104V103H181ZM202 104H205V107L202 105ZM215 104V105H216ZM226 104V103H225ZM238 104L239 103H236V105L238 106ZM144 105H145V103H144ZM163 105V104H162ZM169 105V104H168ZM172 105V104H171ZM243 105V106H244ZM250 105H251V103H250ZM37 106V105H36ZM137 106V105H136ZM158 106V105H157ZM167 106V105H166ZM220 106H222V108L221 109H219V107ZM232 106V105H231ZM239 106H241V105H239ZM238 106V107H239ZM132 107V106H131ZM138 107V106H137ZM139 107H141V106H139ZM143 107V106H142ZM156 107V106H155ZM161 107V106H160ZM163 108H164V111H165V109L167 110V108H165V105H163L162 106ZM168 107V115L169 116H167V114L165 115V117L167 116L170 120L173 118H171L170 116H172V114H174V112H173V110H174V108H172L171 109V111L173 112V113H171L169 110H170V106H167ZM173 107H175V106H173ZM233 107H234V105H233ZM36 108V107H35ZM42 108V107H41ZM148 108H150V107H148ZM154 108V107H153ZM158 107H156V109H157ZM155 109V108H154ZM155 109V110H156ZM177 109V108H176ZM34 110V109H33ZM44 110V109H43ZM138 110V109H137ZM145 110H146V108H145ZM160 110V109H159ZM158 110V112H160V111H162L163 109H161L160 111ZM244 110H246V109H244ZM142 111V110H141ZM147 111V110H146ZM164 111H163V113L162 112H160V113H162L163 115L165 114L164 113ZM242 111V110H241ZM249 111V110H248ZM261 111H259L260 113H261ZM37 112V111H36ZM42 112V111H41ZM100 112V111H99ZM130 112V111H129ZM137 112H139V111H137ZM169 112H170V114H169ZM177 112V111H176ZM259 112H258V114H259ZM154 113V112H153ZM157 113V112H156ZM159 113V114H160ZM251 113V112H250ZM46 114V113H45ZM138 114V113H137ZM162 114H161V116H159V117H162ZM179 114V113H178ZM188 114V115H187ZM235 114V116H233ZM262 114H263V112H262ZM131 115V114H130ZM156 115V114H155ZM175 115H176V113H175ZM239 115V114H238ZM256 115V114H255ZM260 115V114H259ZM134 116V115H133ZM182 116H183V114H182ZM233 116V117H232ZM240 116V115H239ZM254 116V115H253ZM167 117H166V119H167ZM185 117V119L184 120H187V121H189L187 118ZM261 117V116H260ZM260 117H258V119L260 118ZM197 118H200V120H199V122L197 121ZM239 118V117H238ZM130 119V118H129ZM169 119L168 120H166V121H169ZM0 120H1V117H0ZM3 120V119H2ZM165 120V119H164ZM172 120H174V119H172ZM202 120V121H201ZM232 120V121H233ZM24 121V120H23ZM22 121V122H23ZM128 121V120H127ZM132 121V120H131ZM175 121V120H174ZM178 121V120H177ZM176 121V122H177ZM183 121V120H182ZM231 121V122H232ZM235 121V120H234ZM247 121H248V119H247ZM25 122V121H24ZM30 122V121H29ZM28 122V123H29ZM37 122V121H36ZM129 122V121H128ZM176 122H173L172 121V123H174V125H175V123ZM190 122V121H189ZM215 122V123H214ZM1 124H2V121L0 122ZM27 123V124H28ZM33 123V122H32ZM46 123H48V122H46ZM169 123H170V121H169ZM198 123V124H197ZM260 123H261V125H262V128H261V130H262V132L261 133H263V136H262V134H261V136L263 137L262 139H261V143H260V151H259V156H253L254 157V159L252 160V162H251V169H250V171L249 172H247V174L249 173V175L248 176H246V178H245V175H244V173H242L241 172V174H243L244 175V178H245V180L243 179V178H241L240 177V167L239 166H237L238 164H236V163H238V162H235V161H232V162H234V163H232V165L230 164V162L229 161H231L232 159H228V160H226L224 157H223V160H221L220 158L222 157H218L217 155L219 154L218 152H220V150H222L223 148V151H222V153L224 152V150L227 148H225V143L224 142H222V141H220L221 140V138L223 137L222 135H220V138H218V139H220L219 141H218V139H215V140H217V141H215V142H213L214 141V139H212L211 141L214 143V145H212L211 144V147H210V142H208V141H204L203 140V142H205V144L206 143H208L209 144V146L207 147H205L204 145V148H203V146L201 147V146H199L197 143L199 142V140H201V143H202V139H201V137L200 136H202V135H200V134H202L201 133V131H200V133H198L199 135V137H197L198 138V142L196 143V140L194 139V138H192L190 135H197V133H196V131L194 130V132H195V134H194V132L193 133H190V135H188L187 133L185 134V133H182V136L179 134V136L180 137H183L182 138V140H184L183 141V143H185L184 145L186 146V147H189V149L191 148L192 149V151H193V154L192 155H194V159L193 160H195V161H197L195 164H198V166H199V170L197 171V172H199V171H202V170H205L204 171V173L206 174V175H203L202 176V178L204 179V182L206 181L207 182V179L209 180V178H210V180L209 181H212V183L211 184H209V185H211V187L210 186H207L206 185V182L205 183H203V179H202V183H203V185H202V183H200V186L198 187H195V185L197 184V183H199L200 181H199V179L198 178H200L201 176L199 175L200 173H202V172H200L199 174H197L196 172V177H197V175H199L200 177H198L197 178V180H198V182L196 181H193L194 183H196L195 185H192L191 183H193L192 181H191V183L188 181V183L189 184H185V185H187V187H186V189H185V191H184V187L182 188V190L185 192V195L184 196H181L182 198H181V202H180V204L178 203V206H176V208H172V209H170L169 207H171V204H170V206L168 207L169 209H168V211L170 212V214H171V212H173V211H175V213L174 214H176V212L177 213H179V214H177V215H179L180 216V221L179 220H176V222H182V220H186V221H189L187 224H186V222H182L183 223V225H185V227H188V228H185V229H187L186 231H185V229L183 230L182 229V231H183V233H182V231H181V234H179V236L181 235L183 238V243L182 242H180V244L182 243V246L183 247H181L182 248V250L180 251V250H178V251H180L179 253L178 252H175L174 253V250H172L173 248H169V249H171V250H167L168 248H167V246H169V245H167V244H169V241L167 242V241H165L164 240V238L163 239H160V238H158V239H160L161 241H159V242H161L160 243V245H158L157 244V242H158V240H156L157 242H156V244H155V242L154 243H152V242H148V240L149 239H147L146 240V238H140L141 240H143V241H141L140 239H138L137 238V241H139L138 243L141 245V247L139 246V248H142L143 250H141L142 252L145 250V253L146 252H148L149 253V255L151 254V255H153L154 256V258L156 257L157 259H159V260H161V262H162V264H264V224L262 225V218H261V216H259L258 214L256 215V212H255V210H258V208H257V199L260 197L261 199H264V183H263V185H262V188L259 190L258 189V193H257V189H256V182H257V180H256V175L257 174H262L263 176H264V116H262L261 118H260ZM1 124H0V127H2L1 126ZM27 124H25V125H27ZM40 124V123H39ZM177 124H178V122H177ZM181 124V123H180ZM179 124V125H180ZM190 124V125H191ZM197 124V125H196ZM215 124H217L216 126H215ZM230 124V123H229ZM23 125V124H22ZM35 125V124H34ZM37 125V124H36ZM172 125V124H171ZM182 125V124H181ZM246 125V124H245ZM251 125V124H250ZM183 127H184V125H182ZM21 127H23V126H21ZM36 127V126H35ZM257 127V126H256ZM174 128H176V126L174 127ZM211 128H213V131L211 130ZM22 129V128H21ZM39 129V128H38ZM132 129V128H131ZM177 129H179V128H177ZM183 129V128H182ZM217 130V131H215V130ZM41 130V129H40ZM186 130V129H185ZM190 130V129H189ZM249 130H250V127H249ZM48 131V130H47ZM129 131V130H128ZM183 131H184V129H183ZM188 131V130H187ZM216 132L217 134H213L212 132ZM226 131V130H225ZM228 131H229V129H228ZM227 131V132H228ZM233 131V130H232ZM230 132L231 134L233 133V132ZM30 132V131H29ZM179 132H182V131H179ZM178 132V133H179ZM189 132V131H188ZM190 132H191V130H190ZM228 132V133H229ZM247 132H248V129H247ZM31 133V132H30ZM29 133V134H30ZM35 134H37L36 132H34ZM47 133V132H46ZM45 133V134H46ZM49 133V132H48ZM125 133V132H124ZM177 133V134H178ZM212 134L211 135V137L210 138H208V134ZM204 134V133H203ZM226 134V133H225ZM230 134V135H231ZM39 135V134H38ZM192 135V136H193ZM206 135H205V137H206ZM227 135H229V134H226V135H224V136H227ZM230 135H229V137H230ZM237 135H238V133H237ZM127 136H128V134H127ZM236 136V135H235ZM235 136H233V135H231V137H235ZM25 137V136H24ZM36 137V136H35ZM204 136H202V138H203ZM238 136H236V138H237ZM40 137H38V139H39ZM127 138V137H126ZM200 138V139H199ZM232 138V139H233ZM235 138V139H236ZM51 139V138H50ZM239 138H237V140H238ZM22 140H24V139H22ZM21 139L19 140V142L21 141V142H23ZM36 140V139H35ZM34 140V141H35ZM240 140V139H239ZM249 140V139H248ZM4 141V140H3ZM25 141V140H24ZM27 141V140H26ZM235 141V140H234ZM1 142V141H0ZM18 142V141H17ZM44 142H45V140H44ZM51 142V141H50ZM217 142V143H216ZM237 142V141H236ZM240 142V141H239ZM248 142V141H247ZM39 143V142H38ZM54 143H55V141H54ZM216 143V144H215ZM20 143H18V145H17V149H19L18 150V152L19 153H22V154H20V156L22 155V156H24V159H25V157L26 156H31V155H29L30 153H28V155H26V154H24L23 155V151H21L20 152V146L22 147L23 145H19ZM22 144V143H21ZM24 144V143H23ZM32 144V143H31ZM53 144V143H52ZM200 144V143H199ZM227 144V143H226ZM232 144V143H231ZM250 144V143H249ZM39 145H40V143H39ZM51 145V144H50ZM55 145V144H54ZM53 145V146H54ZM188 145V146H187ZM200 145H202V144H200ZM215 145H217V147L215 146ZM241 145V144H240ZM0 146H1V143H0ZM26 146V145H25ZM28 146V145H27ZM42 146V145H41ZM213 146H215L214 148H213ZM24 147V146H23ZM22 147V148H23ZM38 147V146H37ZM235 147V146H234ZM28 148V147H27ZM42 148V147H41ZM44 148V147H43ZM216 148V149H215ZM4 149V148H3ZM29 149V148H28ZM35 149V148H34ZM37 149V148H36ZM238 149V148H237ZM22 150V149H21ZM27 150V149H26ZM30 150V149H29ZM228 150V149H227ZM230 150H231V148H230ZM254 150H255V148H254ZM39 151V150H38ZM44 151V150H43ZM191 151V150H190ZM226 151V150H225ZM253 151V150H252ZM256 151V150H255ZM2 149H1V147H0V155H2ZM33 152V151H32ZM31 152V153H32ZM47 152V151H46ZM45 152V153H46ZM5 152H3V154H4ZM24 153H25V151H24ZM36 153V152H35ZM103 153V152H102ZM108 153V152H107ZM191 153V152H190ZM231 153V152H230ZM230 153L228 154V155H230ZM233 153V152H232ZM37 154H38V152H37ZM47 154V153H46ZM225 154H227V153H225ZM26 155V156H25ZM45 155V154H44ZM221 155V154H220ZM219 155V156H220ZM256 155V154H255ZM37 156V155H36ZM47 156V155H46ZM117 156V155H116ZM196 156V157H195ZM231 156V155H230ZM3 157V156H2ZM27 158L26 157V159L28 160V159H31L30 160V162H29V166H31L32 167V165H34V168H36L37 166H38V164H34V162L36 161V159H35V161L33 160V155H32V157L31 158ZM39 157H41V156H39ZM50 157V156H49ZM48 157V158H49ZM122 157V156H121ZM235 157V156H234ZM21 158H23V157H21ZM20 158V159H21ZM36 158V157H35ZM38 158V157H37ZM42 158V157H41ZM40 158V159H41ZM45 158V157H44ZM196 158V159H195ZM227 158H230V157H227ZM50 159V158H49ZM53 159V158H52ZM23 160V159H22ZM22 160H20L21 161V163H22ZM119 160V159H118ZM124 160V159H123ZM233 160H234V158H233ZM25 161V160H24ZM23 161V162H24ZM32 161V162H31ZM34 161V162H33ZM40 161V160H39ZM194 161V162H195ZM36 162H38V161H36ZM121 162V161H120ZM193 162V163H194ZM229 162V163H228ZM26 165H24L23 167L21 166V169H23L22 170V173L25 175V173L27 172V170L29 171V168H27V170H26V167H27V161L26 162H24ZM23 163V164H24ZM33 163V164H32ZM40 163H41V161H40ZM22 164V165H23ZM30 164H32V165H30ZM122 164V163H121ZM132 164V163H131ZM236 165V167L234 168V165ZM240 164V163H239ZM1 165V164H0ZM35 165H37V166H35ZM46 165V164H45ZM44 165V169H45V166ZM135 165H136V162H135ZM139 165V164H138ZM148 165V164H147ZM194 165V164H193ZM40 166V165H39ZM39 166L37 167L38 168V170L37 171H39L40 172V170H39ZM48 166V165H47ZM197 165H194L193 166V168H194V170H197L198 168L196 167ZM1 167V166H0ZM43 167V166H42ZM137 167V166H136ZM139 167H141V166H139ZM238 167V169H239V172L236 170V168ZM33 168V167H32ZM36 168V169H37ZM50 168V167H49ZM147 168H148V166H147ZM40 169H43V168H41L40 167ZM47 169V168H46ZM136 169V168H135ZM142 169V168H141ZM141 169L139 168V170H140V172H141ZM144 169H146V168H144ZM143 169V170H144ZM30 170H31V168H30ZM50 170V169H49ZM149 170V169H148ZM148 170L146 169V171L148 172ZM0 171H1V169H0ZM26 171V172H25ZM31 171H35V169H33V170H31ZM42 171V170H41ZM46 171V170H45ZM125 171V170H124ZM123 171V172H124ZM132 171V170H131ZM154 171V170H153ZM30 172V171H29ZM29 172L27 173V175L29 176ZM39 172H37V176H35V174L34 173H36V172H34V173H32V176H33V174H34V179L35 180H33V181H29L30 180V176L28 177V176H25L24 177V175L21 177V178H23L22 179V181H21V184H22V190L24 191V195L27 197V200L26 201H28V210H29V212H30V214H31V220H32V223L34 224H36V219H40V220H43L42 218H38V217H44V216H42V214L43 213H41L42 211H45V209L44 208H42V207H45L44 206V204H47V202H46V199H47V194L43 191L44 190V188H39L38 186H41V183L38 185V182H40L41 180H39L38 182H37V179L35 178V177H37V178H39L40 177V175L38 174ZM42 172H44V170L42 171ZM47 172V171H46ZM133 172H135V171H133ZM1 173V172H0ZM132 173V172H131ZM143 173V172H142ZM155 173V172H154ZM193 173H194V171H193ZM194 173V174H195ZM204 173H202V174H204ZM245 173H246V171H245ZM123 174V173H122ZM124 174H126V173H124ZM135 174V173H134ZM145 174V173H144ZM152 174V173H151ZM150 174V175H151ZM246 174V175H247ZM2 175V174H1ZM49 175V174H48ZM137 175V174H136ZM191 175V174H190ZM207 175H211L212 176V178H211V176L209 177V176H207ZM123 176V175H122ZM144 176V175H143ZM147 176V175H146ZM204 176H205V178H204ZM261 176V175H260ZM259 176V177H260ZM43 177V176H42ZM124 177V176H123ZM132 177V176H131ZM163 177V176H162ZM186 177H187V175H186ZM208 177V178H207ZM258 176H257V178H259ZM127 178V177H126ZM192 178H193V176H192ZM195 178V177H194ZM193 178V179H194ZM27 179H29V180H27ZM44 179V178H43ZM163 179V178H162ZM166 179V178H165ZM212 179V180H211ZM246 179H247V181H246ZM32 180V179H31ZM46 180V179H45ZM169 180V179H168ZM196 180V179H195ZM13 181V180H12ZM34 181H35V184H36V182H37V184L36 185H38V186H36L35 184L33 185V183H34ZM44 181V180H43ZM122 181V180H121ZM126 181V180H125ZM168 182V181H167ZM264 182V181H263ZM118 183V182H117ZM131 183V182H130ZM207 183H209V182H207ZM43 184V183H42ZM44 184H46V183H44ZM124 184H125V182H124ZM136 184V183H135ZM141 184V183H140ZM176 184V183H175ZM12 185V184H11ZM119 185H121V184H119ZM137 185V184H136ZM204 186V185H206L205 187H206V190H203L202 188V186ZM46 186V185H45ZM182 186V185H181ZM184 186V185H183ZM42 187V186H41ZM140 187V186H139ZM143 187V186H142ZM205 187H204V189H205ZM47 188V187H46ZM210 188V189H209ZM12 189V188H11ZM42 189V190H41ZM138 189H140V188H138ZM207 189H209V190H207ZM9 190V189H8ZM8 190H7V193H9L8 192ZM46 190V189H45ZM143 190V189H142ZM141 190V191H142ZM183 192V193H184ZM6 193V192H5ZM44 193L46 194L45 196H44ZM182 193V194H183ZM37 194V195H36ZM137 195H138V193H136ZM36 195V196H35ZM10 196V195H9ZM34 196L35 197H39L38 199H36V198H34ZM135 197V196H134ZM134 197H132V198H134ZM10 198H11V196H10ZM37 201H36V200ZM54 199V198H53ZM130 199V198H129ZM44 200H45V203H44ZM52 200V199H51ZM134 200H135V198H134ZM144 200V199H143ZM35 201H36V203H37V208H40V209H38V213H37V208H36V205H35ZM156 201V200H155ZM13 202V201H12ZM132 202V201H131ZM138 202V201H137ZM150 202V201H149ZM262 202V201H261ZM49 203V202H48ZM144 203H146V202H144ZM148 203V202H147ZM157 203V202H156ZM51 204V203H50ZM137 204H139V203H137ZM158 204V203H157ZM54 205V204H53ZM52 205V206H53ZM149 205V204H148ZM154 205V204H153ZM152 205V206H153ZM176 205V204H175ZM137 206V205H136ZM151 206V207H152ZM54 207V206H53ZM138 207V206H137ZM136 207V208H137ZM148 207V206H147ZM150 207V206H149ZM160 207V206H159ZM175 207V206H174ZM51 208V207H50ZM156 208V207H155ZM162 208V207H161ZM1 209V208H0ZM44 209V210H43ZM146 209V208H145ZM150 209V208H149ZM163 209V208H162ZM155 210V209H154ZM153 210V211H154ZM157 210V209H156ZM164 210H166L165 208H164ZM171 210V211H170ZM262 210V209H261ZM260 210V211H261ZM2 211V210H1ZM0 211V260H2V261H0V262H2V264H19L18 263V261H20V260H18L19 259V257H17L18 255V253H17V251L15 252V254H13V253H11L9 250L12 248V246H14L13 245V243L14 242H16L15 241V238H17L16 237V234L17 233H19L18 231H19V227H21V226H15V225H12V223H14V222H11L12 220L11 219H9V215H7L8 216V218L7 217H5V215H2V212ZM163 211V210H162ZM162 211H161V209H160V215H161V213H162ZM167 211V210H166ZM165 211V212H166ZM5 212V211H4ZM3 212V213H4ZM7 212V211H6ZM5 212V213H6ZM49 212V211H48ZM144 212V211H143ZM156 213H157V211H155ZM255 212V213H254ZM259 212V211H258ZM257 212V213H258ZM39 214V213H41L37 218H34L35 217V215L37 216V214ZM46 213V212H45ZM82 213H84L83 212V210H82ZM35 214V215H34ZM163 215L162 216H165L164 217V219L166 220V214H169L168 212L167 213H164V211H163V213H162ZM157 215H158V213H157ZM160 215H158V216H160ZM34 216V217H33ZM158 216H157V218H158ZM172 216H173V214H172ZM176 218H178L179 219V217L178 216H176V215H174ZM196 216V217H195ZM138 217V216H137ZM35 220H34V219ZM89 218V217H88ZM161 218V217H160ZM168 218V220H169V218H170V216H168L167 217ZM176 218H174V219H176ZM45 219V218H44ZM140 219V218H139ZM163 219V220H164ZM162 220V219H161ZM160 220V221H161ZM168 220H166L165 222H167ZM263 220H264V218H263ZM173 221H175V220H173ZM172 221V218H171V223L173 222ZM39 222V221H38ZM42 222V221H41ZM47 222V221H46ZM133 222V221H132ZM164 222V221H163ZM169 222V221H168ZM31 223V224H32ZM155 223V222H154ZM173 223H175V222H173ZM263 223H264V221H263ZM19 224V223H18ZM34 224V225H35ZM167 224V223H166ZM178 224V223H177ZM181 224V223H180ZM188 224H189V226H188ZM44 225H45V223H44ZM135 225V224H134ZM137 225V224H136ZM174 225V224H173ZM182 225V224H181ZM180 225V226H181ZM182 225V226H183ZM33 226V225H32ZM23 227V226H22ZM42 227V226H41ZM174 227V226H173ZM165 228V227H164ZM183 228H184V226H183ZM38 229V228H37ZM43 229V228H42ZM45 229V228H44ZM172 229H174V228H172ZM140 231V230H139ZM46 232V231H45ZM245 233L246 234V237H245V239H243L242 241L240 240V241H238V239H240L241 237V235L243 234V233ZM40 233V232H39ZM47 233V232H46ZM242 233V234H241ZM41 234V233H40ZM45 234V233H44ZM173 234V233H172ZM183 234V235H182ZM241 234V235H240ZM20 235V234H19ZM46 235V234H45ZM48 235V234H47ZM139 235V234H138ZM174 235V234H173ZM181 236H180V238H181ZM34 237V236H33ZM44 237V236H43ZM151 237V236H150ZM173 237V236H172ZM175 237V236H174ZM238 237V239L236 240V238ZM21 238V237H20ZM49 238V237H48ZM149 238V237H148ZM180 238L178 237V241H181L180 240ZM244 238V237H243ZM166 239V238H165ZM24 240V239H23ZM163 240H164V242H163ZM173 240V239H172ZM177 240V239H176ZM48 241V240H47ZM149 241H151V240H149ZM177 241V242H178ZM237 241L239 242V244L241 245V248H243L242 246L243 245H245L246 244V251H245V257H243L242 256V254H244V253H242L241 254V252L240 251H242L241 249H239L240 248V245H239V248H238V243H237ZM49 242V241H48ZM51 242V241H50ZM166 242H167V244H166ZM162 243H164V244H162ZM15 244V243H14ZM21 244V245H20ZM20 248H21V250H22V248L24 247V245H23V243H21L20 242ZM45 244V243H44ZM46 244H47V242H46ZM162 244V245H161ZM165 244H166V246H165ZM173 244V243H172ZM178 244V243H177ZM53 245V244H52ZM163 245H164V247L165 248H163ZM171 245V244H170ZM23 246V247H22ZM41 246H42V244H41ZM48 246V245H47ZM179 246H181V245H179ZM14 247H16V244H15V246ZM17 247H18V245H17ZM173 247V246H172ZM28 248V247H27ZM41 248H43V247H41ZM40 248V249H41ZM45 248V247H44ZM43 248V249H44ZM48 248V247H47ZM49 248H50V246H49ZM53 248V247H52ZM15 250H17L16 248H14ZM14 249H11L12 251L14 250ZM18 249H19V247H18ZM39 249V250H40ZM43 249H42V252H43ZM179 249V248H178ZM245 250V249H244ZM244 250H243V252H244ZM26 251V250H25ZM49 251V250H48ZM169 251H173V252H169ZM175 251H177V250H175ZM41 252V251H40ZM52 252H53V250H52ZM44 253H46V252H44ZM44 253L42 254V255H44ZM47 253H49V252H47ZM140 253V252H139ZM147 253V254H148ZM178 253V254H177ZM27 254V253H26ZM28 254H29V252H28ZM3 255V256H2ZM48 255V254H47ZM138 255V254H137ZM49 256V255H48ZM3 259H2V258ZM40 257H42V256H40ZM45 257H46V254H45ZM150 257V256H149ZM21 258V257H20ZM43 258V257H42ZM148 258V257H147ZM155 258V259H156ZM30 259V258H29ZM51 258H49V260H50ZM135 259V258H134ZM44 260V259H43ZM150 260V259H149ZM30 261V260H29ZM51 261V260H50ZM155 261V260H154ZM157 261V260H156ZM31 262V261H30ZM46 263H47V261H46ZM149 263V262H148ZM29 264V263H28ZM40 264V263H39ZM42 264V263H41ZM52 264V263H51Z\"/></svg>","mask_w":264,"mask_h":264}]
</instances>
